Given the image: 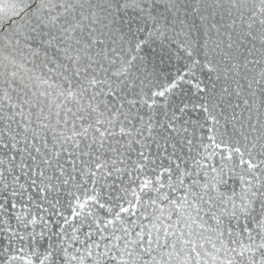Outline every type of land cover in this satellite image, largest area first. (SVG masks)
I'll return each instance as SVG.
<instances>
[{"label": "snow or ice", "instance_id": "obj_1", "mask_svg": "<svg viewBox=\"0 0 264 264\" xmlns=\"http://www.w3.org/2000/svg\"><path fill=\"white\" fill-rule=\"evenodd\" d=\"M0 264H264V0H0Z\"/></svg>", "mask_w": 264, "mask_h": 264}]
</instances>
